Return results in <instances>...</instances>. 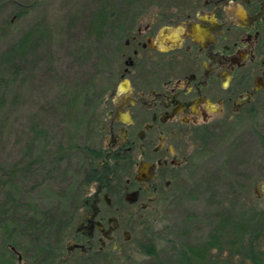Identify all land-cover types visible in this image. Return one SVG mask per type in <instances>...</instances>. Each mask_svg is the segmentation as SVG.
<instances>
[{
  "label": "rangeland",
  "instance_id": "1",
  "mask_svg": "<svg viewBox=\"0 0 264 264\" xmlns=\"http://www.w3.org/2000/svg\"><path fill=\"white\" fill-rule=\"evenodd\" d=\"M204 1L0 0V264H264V99L226 110L167 199L114 213L122 247L68 250L85 243L78 217L47 235L9 225L35 207L69 215L95 190L83 149L105 144L129 13L177 22Z\"/></svg>",
  "mask_w": 264,
  "mask_h": 264
},
{
  "label": "flooded vegetation",
  "instance_id": "2",
  "mask_svg": "<svg viewBox=\"0 0 264 264\" xmlns=\"http://www.w3.org/2000/svg\"><path fill=\"white\" fill-rule=\"evenodd\" d=\"M131 13L121 82L103 104L105 144L83 151L88 168L95 162L110 172L88 184L95 190L74 211L84 254L96 242L98 251L118 244L114 213L125 204L146 209L168 198L226 110H254L264 99V0H205L177 22H139Z\"/></svg>",
  "mask_w": 264,
  "mask_h": 264
},
{
  "label": "trees",
  "instance_id": "3",
  "mask_svg": "<svg viewBox=\"0 0 264 264\" xmlns=\"http://www.w3.org/2000/svg\"><path fill=\"white\" fill-rule=\"evenodd\" d=\"M83 150H90V148L85 147ZM85 156L86 154L83 153ZM96 156V155H94ZM86 156V160H87ZM84 175L82 177V185L87 186L91 182L100 181L105 182V177L110 175L108 171H100V168L96 165L95 162H92L89 166H85ZM34 208V207H33ZM78 208V204L76 203L75 209L68 215L62 212L61 210H50V209H37L36 207L34 210L36 213L32 216L24 217H17L14 216L13 219L10 221L9 225L11 228L21 230L22 232H28L32 234H49L50 231H59L62 226L67 225L74 221L75 219V212ZM254 218V217H253ZM40 232V233H37ZM36 235V236H37Z\"/></svg>",
  "mask_w": 264,
  "mask_h": 264
},
{
  "label": "water",
  "instance_id": "4",
  "mask_svg": "<svg viewBox=\"0 0 264 264\" xmlns=\"http://www.w3.org/2000/svg\"><path fill=\"white\" fill-rule=\"evenodd\" d=\"M137 178L140 179V177H137ZM259 189L261 191H264V183L259 186ZM99 228L101 229V226ZM71 248H81V249H83V245L82 244L73 243L71 246L68 247V250H71Z\"/></svg>",
  "mask_w": 264,
  "mask_h": 264
}]
</instances>
